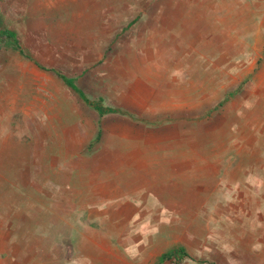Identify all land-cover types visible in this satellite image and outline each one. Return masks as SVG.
Listing matches in <instances>:
<instances>
[{"label": "rangeland", "instance_id": "1", "mask_svg": "<svg viewBox=\"0 0 264 264\" xmlns=\"http://www.w3.org/2000/svg\"><path fill=\"white\" fill-rule=\"evenodd\" d=\"M182 1L208 9L214 23L205 34L160 43L156 19L180 0H0V28L14 30L24 50L0 34V264H156L154 253L172 244L167 233L146 251L148 244H131L130 250H143L135 259L114 249L126 222L136 219L117 212L104 219L86 202L95 114L39 64L98 97L123 82L119 53L160 48L170 54L168 66L184 62L189 70L163 77L189 83L191 97L205 99L204 113L200 107L198 117L191 115L189 140L205 150L207 164L220 149L227 159L231 148L264 149V0ZM206 207L196 218L190 208L171 220L169 228L184 241L174 244L190 250L161 264H210L199 255L203 238L210 245L264 240L240 235L241 224L218 218L212 202ZM245 222L255 231L264 226Z\"/></svg>", "mask_w": 264, "mask_h": 264}, {"label": "crops", "instance_id": "2", "mask_svg": "<svg viewBox=\"0 0 264 264\" xmlns=\"http://www.w3.org/2000/svg\"><path fill=\"white\" fill-rule=\"evenodd\" d=\"M180 1L166 6V18L156 19L159 29L153 33L159 37L158 42L174 43L175 37L185 33L205 34L210 22L214 23L213 18H206L208 9ZM211 9L213 12L214 7ZM160 50L119 53L125 59L120 68L123 72L119 73L124 78L123 82L117 80L119 87L115 90L108 87L98 97H91L79 85L90 98H102L105 106L118 110L100 116L85 104L92 109L98 123L89 152L95 165L88 176L92 181L87 184L86 202L95 205L104 219L110 220L114 212L119 217L136 219L126 222L124 232L120 230L124 235L122 244L114 246L126 257L142 258L143 250H149L148 246L163 233L169 234L172 244L167 250L154 253L156 264L163 253L176 247L174 241L184 243L169 228L174 222L171 220L183 217L190 208L196 218L198 212L207 210V202L213 203V212L218 218L232 220L236 226L241 224L237 231L240 235H264V226L255 231L252 225L243 223L264 221V157L261 162L255 161V156L264 155V149L231 148L229 159L222 157L220 149L215 152L213 162L207 164L205 150L190 147L189 140L191 115L198 117L200 107L204 113L205 99L191 97L189 83L176 84L163 77L189 70L184 62L168 66L169 52L161 54ZM114 227L121 226L111 225ZM253 239L210 245L203 238L199 255L210 264H255V261L264 264V240L254 242ZM138 243L148 245L139 252L130 250L131 244ZM180 246L189 252L186 244Z\"/></svg>", "mask_w": 264, "mask_h": 264}, {"label": "trees", "instance_id": "3", "mask_svg": "<svg viewBox=\"0 0 264 264\" xmlns=\"http://www.w3.org/2000/svg\"><path fill=\"white\" fill-rule=\"evenodd\" d=\"M0 34L2 35H6L9 38L13 39V43H14V47L18 50H20L22 53H24V50L22 49L17 35L14 32V30H9V29H1L0 28ZM40 67H42L45 70H49L52 71L53 73H55L59 78H61L63 80V82L70 87L81 99V101L88 105L89 107L94 108L100 116H103L109 112H112V110H114V108L105 106L103 103V99L102 98H98V99H93L90 98L86 92L78 85L75 83V79H71L69 78L67 75L63 74L62 72H60L59 70H56L55 68H50V67H45L43 65H40ZM99 140V136L96 139V142ZM185 254H187L186 250L184 249V247L179 246V247H174L170 250H168L167 252L163 253L161 255V257L159 258V264L166 262L167 260H170L174 257H182Z\"/></svg>", "mask_w": 264, "mask_h": 264}]
</instances>
